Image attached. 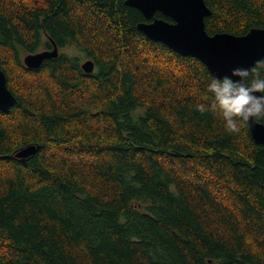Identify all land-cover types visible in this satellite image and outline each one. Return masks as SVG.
I'll use <instances>...</instances> for the list:
<instances>
[{
	"label": "trees",
	"instance_id": "obj_1",
	"mask_svg": "<svg viewBox=\"0 0 264 264\" xmlns=\"http://www.w3.org/2000/svg\"><path fill=\"white\" fill-rule=\"evenodd\" d=\"M127 1L0 0L17 98L0 111V264H264V146L194 110L212 74L144 35ZM205 3L210 35L264 30V0ZM51 41L95 72L66 53L28 69Z\"/></svg>",
	"mask_w": 264,
	"mask_h": 264
},
{
	"label": "water",
	"instance_id": "obj_2",
	"mask_svg": "<svg viewBox=\"0 0 264 264\" xmlns=\"http://www.w3.org/2000/svg\"><path fill=\"white\" fill-rule=\"evenodd\" d=\"M126 4L145 16L147 22L138 25L144 35L165 44L177 54L197 58L212 76L228 75L237 66L253 70L264 58L262 29H253L244 36L208 34L205 20L212 12L205 0H128ZM157 13L171 19L173 23L156 18ZM51 44L52 50L25 56V66L30 70H38L45 61L58 58L60 49L54 41ZM82 68L87 74H92L96 66L92 60H87ZM16 103L17 98L9 90L6 74L0 68V111L8 113ZM249 127L255 143L264 146V125L256 121ZM39 150V145L28 146L15 157L26 162Z\"/></svg>",
	"mask_w": 264,
	"mask_h": 264
},
{
	"label": "clouds",
	"instance_id": "obj_3",
	"mask_svg": "<svg viewBox=\"0 0 264 264\" xmlns=\"http://www.w3.org/2000/svg\"><path fill=\"white\" fill-rule=\"evenodd\" d=\"M251 75V69L237 66L228 75L213 76L205 85L211 98L196 103L194 110L213 112L230 133H239L243 126L264 119V77L257 73L249 80Z\"/></svg>",
	"mask_w": 264,
	"mask_h": 264
},
{
	"label": "rangeland",
	"instance_id": "obj_4",
	"mask_svg": "<svg viewBox=\"0 0 264 264\" xmlns=\"http://www.w3.org/2000/svg\"><path fill=\"white\" fill-rule=\"evenodd\" d=\"M47 50H52V49H47ZM60 53H66V54L71 55V56L79 57L80 61H81V64L85 63L87 61V59L83 55L79 54L80 52L77 49H74V48H67L65 50H61ZM24 56H26V55H23V58H24Z\"/></svg>",
	"mask_w": 264,
	"mask_h": 264
},
{
	"label": "bare ground",
	"instance_id": "obj_5",
	"mask_svg": "<svg viewBox=\"0 0 264 264\" xmlns=\"http://www.w3.org/2000/svg\"><path fill=\"white\" fill-rule=\"evenodd\" d=\"M140 24H142V23H140ZM253 138V137H252Z\"/></svg>",
	"mask_w": 264,
	"mask_h": 264
}]
</instances>
